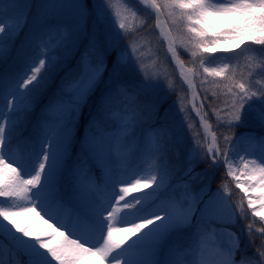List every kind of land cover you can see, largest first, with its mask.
<instances>
[{"label": "snow or ice", "instance_id": "1", "mask_svg": "<svg viewBox=\"0 0 264 264\" xmlns=\"http://www.w3.org/2000/svg\"><path fill=\"white\" fill-rule=\"evenodd\" d=\"M7 2L16 5V0ZM4 3L5 0H0V62L8 59L29 17L35 48L27 60L22 53L16 54V60H24L22 71L10 76L0 74V264H52L53 261L84 264L85 258L91 257L99 258L101 264H173L162 257L170 237L177 233H186L191 239L186 253L200 257L191 264H206L203 252L209 244L216 249L219 264H264V251L250 257L239 246L236 234L224 227L237 219L236 209L225 199L222 189L213 191L211 180H203L207 169L196 171L201 163L208 164V169L226 167L227 175L236 179L246 197L250 190L259 189L258 196L247 199V206L264 220V135L257 137L243 131L236 134L237 129L250 124L264 130V87L254 89L253 74L247 79H236L229 63L204 66L205 54L209 63H215L219 58L212 54L228 42L235 49L224 51L234 55L245 48L256 52L258 68L264 72V0H162V3L143 0L158 15L166 12L173 17V23L184 19L189 22L187 36L179 43L194 60L199 59L203 74L225 82L209 81L226 88L229 97L225 101V118L218 123V127L224 128L220 133L223 144L216 146L218 137L213 132V147L205 150L198 137H194L197 144L186 150L182 161V176L186 179L177 185L183 191L150 210L149 201L169 186L179 170L168 162V154L172 152L181 160L180 138L169 126V109L162 110L163 99L156 97L159 78L131 79L134 57L104 26L111 15L108 0H31L7 20ZM118 17L116 13L114 22L124 30L119 34L124 36L127 25ZM177 41V37L169 40L173 56L177 55L174 47ZM252 45L260 47L252 49ZM57 51L62 55H56ZM74 57L76 66L72 73L60 77L49 95L58 74L57 65L66 66ZM180 67L187 79L183 65ZM188 71L196 74L191 69ZM188 83L191 86V80ZM46 95L42 113L57 115L54 123L39 122L43 132L33 141L23 136V131L30 114ZM142 96L152 98L145 101ZM93 98L95 111L84 121L81 132L83 110ZM121 98L122 106L115 122L117 113L113 111V103ZM18 128L28 145L24 155H18V148L12 147L13 134ZM138 130L146 146L144 143L137 146ZM245 145V155L252 154L251 148L260 152L259 162L241 157L243 175L251 181L247 186L239 181L232 168L233 157L239 156ZM139 147L157 163L147 171L142 169L145 175L131 184V177L118 178L117 174L127 165L128 154ZM149 171L151 174H147ZM198 179L199 185L194 183ZM117 184L130 186L115 191ZM137 188H151L152 192L126 200ZM59 208L73 215L74 224L86 223L98 229V240L102 243L97 246L87 236L71 239L75 232L70 230L65 235L51 224V232H40L31 224L22 226V221L16 218L39 209L37 215L43 212L61 227H69L53 215ZM117 223L127 226L117 227ZM57 232L63 239L53 246L51 239ZM223 233L237 243L226 245L220 241Z\"/></svg>", "mask_w": 264, "mask_h": 264}, {"label": "rangeland", "instance_id": "2", "mask_svg": "<svg viewBox=\"0 0 264 264\" xmlns=\"http://www.w3.org/2000/svg\"><path fill=\"white\" fill-rule=\"evenodd\" d=\"M160 1V0H158ZM162 1V0H161ZM31 2V0H16V5H10L7 0H5V3L3 5L4 8V17L7 20L9 17H14V13L21 9L20 6H23L27 3ZM159 3V2H158ZM108 4L111 9V15L109 16L108 20L105 22V28L110 33L115 35L119 39V44L121 47H126L131 52L132 56L134 57L136 63L133 65V72L132 73H138L140 75H147L146 77H156L159 78V81L162 80L166 82L165 75L170 76V72H166L167 67L166 63L162 64L161 67H159L156 63V55L159 53V45L161 42V36L164 33V28L161 24H164V22L171 21L173 23V17H170L166 12L164 13L165 19L162 14H159V23L157 16L153 14L151 9L143 3V0H131L129 3L128 0H108ZM8 6L14 7V13L13 15H10L8 13ZM116 13H119L118 20H123L127 25V31L124 36H120V32H123L124 30H120L118 28V22H114L116 20ZM179 21L176 23H173V25H178ZM181 24V23H180ZM222 30V29H220ZM171 29L167 32L170 33ZM31 33H32V22L28 25L27 31L23 34V37L16 41V44L21 49H30L32 48V55L34 54V48H35V42L31 41ZM174 46L178 47L179 49H184L185 51L188 50L186 47L182 46L179 42H177ZM211 47V45H209ZM258 48H257V47ZM260 46L258 45H252V49H259ZM224 49H235V45L224 42L220 45V48L217 52H225ZM59 52V51H57ZM56 52V53H57ZM62 54V53H61ZM207 57L205 56V64L204 66L207 67H214V66H223V63H229L230 69L232 72L235 73L236 79H240L241 77L247 79L249 74L254 75V81H253V87H264V72H261L258 68L259 64V57L256 54V52L249 50L248 48H245L244 51L237 50V54H232L231 56H222L220 59H218L215 63H209L207 61ZM164 58V57H163ZM194 59V58H192ZM198 59V58H197ZM166 62H169V60H166ZM6 60L2 62V65H5ZM159 69H160V75H159ZM191 70L195 71L198 78L204 80H213L212 77H207L206 74H203L202 68H200V61L198 59V62L195 67H192ZM131 73V74H132ZM174 76H171L170 78V85L174 83ZM159 86H162L161 81ZM170 95L169 90H162V97L167 98ZM187 100L185 97H181L179 100V104L176 102L175 107H171L169 111H172V116L176 117L178 116L179 119L175 120L176 123H180L183 120V116L185 114V109L183 111H177L176 107L178 108L181 106V104H186ZM122 104L113 107L114 112L117 113V120L115 122H118L119 114H120V108ZM227 111V105L224 108L223 111V119L225 118V114ZM57 113L54 114V116L51 118L49 116V123H54ZM193 126L188 127V129H191ZM202 127V126H201ZM247 127L250 128H258V126L254 124H250ZM176 131H178V127L174 128ZM203 129V127H202ZM193 147V146H192ZM260 153V152H258ZM259 157V156H258ZM259 162V161H258ZM142 170V169H141ZM141 170L138 171L137 175L135 177H131V184L135 183V179H141L145 173ZM149 170V169H144ZM147 174H151L150 171L147 172ZM118 178L120 176H125L121 173V171L117 174ZM209 179V178H208ZM205 180V182L208 181ZM204 180V179H203ZM197 185L201 183V180L198 179L195 181ZM121 186H130V185H121L117 184L115 186V191L119 190V187ZM223 194L225 196V199L230 202V204L233 207V204L230 200V194L231 189L228 186H224L222 188ZM138 196H143L144 193H151L150 189H144L141 190L137 188ZM180 195L179 192H172L170 193L171 196L173 195ZM259 189L249 191L247 194V197L245 196V201L247 203L248 198H255L258 196ZM169 197V196H168ZM128 197H126V200ZM165 200V199H163ZM162 200V201H163ZM161 202V201H160ZM159 202V203H160ZM121 205L123 204V201L120 202ZM113 205L115 206V202L113 201ZM30 206V205H29ZM257 210L259 209V205L255 206ZM234 208V207H233ZM39 212V209H36V211H31L28 213H24L21 216L16 217L17 219H20L22 221V226H28L31 224L36 230L40 232H51V228H49V224L53 225L54 227L58 228L60 232H64L65 235L69 234V231L75 232V235L70 236L71 239H76L78 236H87V238L96 243L97 246H99L102 241L98 240V236L100 235L98 229H94L90 227L86 223H80V224H74V217L73 215L64 208H59L54 210L53 215L60 218L61 223L68 225L69 227H61L60 223H57L55 219L49 220L47 216L44 215L43 212L40 213V215H37L36 213ZM118 217L120 213L117 214ZM255 215V214H254ZM43 217V218H41ZM256 217V216H255ZM259 218V217H257ZM261 220V218H259ZM45 220L48 221V223H45ZM236 221V220H235ZM235 221L233 223H230L228 225H225L230 233H235L236 237L238 238L239 246L241 248L245 247V244L249 246V241L241 238L239 232L233 227L235 225ZM264 223V220H262ZM139 222V221H137ZM117 227H126L127 225H121L119 223L116 224ZM85 227L87 229V234H82L80 228ZM106 234V231L105 233ZM255 235V232H254ZM257 235L258 238H262L263 232L261 229H257ZM63 237L59 235V232L55 234V236L51 239V243L53 246H55L59 241H61ZM211 237H209V240L211 241ZM243 240V241H242ZM220 241L225 243L226 245H235L237 243L236 239H233L231 236H229L227 233H223L220 236ZM83 242V241H82ZM251 247L254 248L255 245L251 244ZM167 251L165 253V256L162 257L164 259H167L169 261H172L173 264H191V261L193 259H199V255L196 257H193L190 254L184 253L180 250L173 249L169 246V244L166 245ZM203 257L206 261V264H219L220 258L216 254V249L209 244V246L204 250ZM53 264H56L55 261L52 262ZM84 264H101V261L97 257H91V258H85ZM107 264V262H105Z\"/></svg>", "mask_w": 264, "mask_h": 264}, {"label": "trees", "instance_id": "3", "mask_svg": "<svg viewBox=\"0 0 264 264\" xmlns=\"http://www.w3.org/2000/svg\"><path fill=\"white\" fill-rule=\"evenodd\" d=\"M31 22H32V19H31V17H29L28 25ZM27 26H25L23 31H21L19 33V35L15 39L14 43L23 37V34L27 31ZM170 29H171L170 33L166 32L164 34V40H165L164 43L161 41L160 45H159V49L161 51H163L164 53H168L169 46H167L165 44V42L168 41V39L172 35L178 34L179 37H181L179 32L181 33L183 30H185L184 20L179 21L178 25H174ZM174 47L176 48L177 55L173 56L172 59H168L169 62H166L164 60L165 55H161L160 56V62H163V61H164V63L166 62V67L169 71H176L179 73L180 77H178L176 79V87L178 89H180L179 93H185V92L190 93V92H192L193 100H194V104H195V108H196V112H197L198 116L200 117L201 121L205 124L204 126L206 127V130L208 133H210L211 135L213 132L217 133V137H218L217 141L220 144L219 135L221 132H223L224 128L222 126L218 127L219 121H218V116L216 115V112L221 108L223 100L221 99L217 104L215 103L216 105H214L212 100H211V97L209 95L203 94L198 88H196V86H197L196 82L188 71L189 67H190V62L192 60L188 55H186V52H188V50L185 51L184 49H179L176 46H174ZM17 53L18 52L16 50H14V49L12 50L11 54L8 57L7 63L3 66L4 70H3V72H0V74H5V75H9V76L17 74V72H18L17 69H21L22 65H25L24 60H27V58L29 57V52H26L25 55H23L24 60H16L15 57H16ZM1 64L2 63L0 62V65ZM181 64L183 65V70H184V73L187 75V79H185V76L181 74V67H180ZM75 66H76V58L74 57L73 61L68 65V67H71V69L73 70L75 68ZM57 69H59V64L57 65ZM64 75H65V73H62V72H59L56 75L55 81L53 82V85H52V88L49 89V93H48L49 95L55 89L56 85L59 83L60 77H62ZM188 80H191V86L189 85ZM141 99L144 100L143 96L141 97ZM46 102H47V95L36 106V108L38 109V112L36 114V119H38L44 115V113H42V108ZM94 111H95V102L90 101L89 105L85 106V108H84V112L82 114V120H81L82 124H84V121H86L88 119L89 115L92 114ZM22 127H23V124H22ZM34 129H35V122H33L32 126L29 128L28 131L34 132ZM19 130H20V128H19ZM237 131H240V129H237ZM138 134L140 135V133H138ZM27 135L31 136V133L28 132ZM261 135H264V134L262 133V134H260V136ZM17 138H18L17 136H13L12 144H16L17 142L21 143V144H25L22 137H20L18 139ZM208 144L210 145L211 142H209ZM209 145L206 147V149L209 148ZM179 149H180V155H181V160H179V161L176 159V157L173 155L172 152H169V154H168V162L171 165H175L179 168V170L175 172V175L172 178L173 179L172 182H174V183H180L183 179H186L182 176V169H183L182 161H183V157H184V150H183L181 145H179ZM236 158H237V160L234 162V164H235L234 171L236 172V174H239V173H237L238 166H240V163L243 162V160L241 159L240 153H239V156H236ZM243 158L246 159L245 157H243ZM204 167L208 168V164H206V163L199 164L198 167L196 168V171H199L200 169H203ZM249 167H251V164L249 165ZM212 170H215V171L213 172L211 182H212L213 187L217 188L219 185L222 184V178H223L224 172L227 170V168L226 167H220V168H216V169H212ZM241 176L242 175L240 174L239 181H241L243 179V177H241ZM67 187L70 188V186H67ZM0 199H2V198H0ZM241 220H242L244 225H248V226L251 225L249 223V221L243 220V219H241ZM9 227H11V226L9 225ZM17 235H19V233H17ZM190 242H191V239H190L189 235L186 233H182L181 238H180V243L183 245H186V244H189ZM252 243H253V245H255V247H258L255 249H260L262 246L261 247H259V246L264 245V233H263L262 238H258L257 232H255V235L253 233Z\"/></svg>", "mask_w": 264, "mask_h": 264}]
</instances>
